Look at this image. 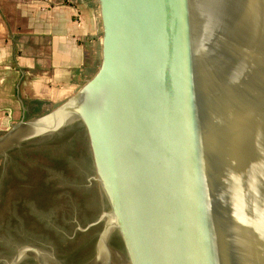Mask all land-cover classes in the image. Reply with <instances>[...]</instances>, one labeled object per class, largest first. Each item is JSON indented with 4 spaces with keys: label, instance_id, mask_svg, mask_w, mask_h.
Instances as JSON below:
<instances>
[{
    "label": "water",
    "instance_id": "95a60500",
    "mask_svg": "<svg viewBox=\"0 0 264 264\" xmlns=\"http://www.w3.org/2000/svg\"><path fill=\"white\" fill-rule=\"evenodd\" d=\"M97 2L96 72L0 155L87 130L105 228L73 264H264V0Z\"/></svg>",
    "mask_w": 264,
    "mask_h": 264
},
{
    "label": "rangeland",
    "instance_id": "374dc122",
    "mask_svg": "<svg viewBox=\"0 0 264 264\" xmlns=\"http://www.w3.org/2000/svg\"><path fill=\"white\" fill-rule=\"evenodd\" d=\"M89 144L87 130L74 126L0 155V264L13 263L17 248L28 244L41 247L43 264H73L102 233L99 170ZM14 264L37 262L25 251Z\"/></svg>",
    "mask_w": 264,
    "mask_h": 264
},
{
    "label": "crops",
    "instance_id": "0c3cea01",
    "mask_svg": "<svg viewBox=\"0 0 264 264\" xmlns=\"http://www.w3.org/2000/svg\"><path fill=\"white\" fill-rule=\"evenodd\" d=\"M101 39L97 0H0V136L77 92Z\"/></svg>",
    "mask_w": 264,
    "mask_h": 264
},
{
    "label": "bare ground",
    "instance_id": "6f19581e",
    "mask_svg": "<svg viewBox=\"0 0 264 264\" xmlns=\"http://www.w3.org/2000/svg\"><path fill=\"white\" fill-rule=\"evenodd\" d=\"M77 192V191H76ZM83 193V192H82ZM84 194V193H83ZM85 195V194H84ZM85 198H87V197H85ZM95 208V207H94ZM82 209V208H81ZM37 250V249H36Z\"/></svg>",
    "mask_w": 264,
    "mask_h": 264
}]
</instances>
